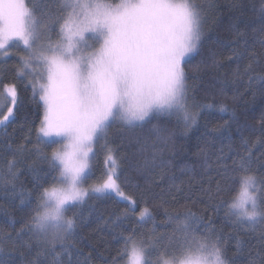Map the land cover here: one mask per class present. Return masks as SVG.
Instances as JSON below:
<instances>
[{"label":"snow or ice","instance_id":"snow-or-ice-1","mask_svg":"<svg viewBox=\"0 0 264 264\" xmlns=\"http://www.w3.org/2000/svg\"><path fill=\"white\" fill-rule=\"evenodd\" d=\"M259 11L264 15V0ZM40 15L45 19L38 23ZM203 18L195 0H59L57 15L47 11L38 15L26 0H0V55L7 56L11 41L23 42L27 56L13 71L24 87L31 86L33 96L39 94L44 111L37 141L52 149L46 153L37 146L47 170L34 172L35 205L31 206V192L21 194L20 203L29 214L16 235L21 237L27 230L26 245L31 248L34 241L39 246L32 264H41V257L46 264H85L79 258L82 250L74 243L82 217L73 209H79L93 194L115 192L131 205L125 208V215L134 213L135 201L118 184L119 165L107 142L110 127L116 123L143 127L166 116L174 117L179 134L186 135L202 111L216 107L196 99L184 67L204 35ZM45 70L46 82L40 83ZM257 79L264 80V76ZM3 89L11 105H18L16 84H5ZM219 111L228 109L221 104ZM0 116V125H6L14 118V108L7 107V114L0 112ZM227 128L225 121L212 131L223 135L221 129ZM153 131L167 145L177 129L154 125ZM260 143L264 146V141ZM97 146L106 150L110 163V174L98 186L88 183ZM258 159L264 160V153ZM19 162L13 158L6 171L0 169V187L15 189ZM252 164L253 152L248 148L243 155L237 153L231 166L223 165L222 176L233 173L228 177L232 181L228 190L236 192L227 203L225 216L234 217L231 223L239 229L264 226V175L258 176ZM224 191L217 182L216 195ZM220 201L224 203L222 196ZM70 211L72 216L67 215ZM166 217L161 223L175 221L176 228L172 233H157L152 213L142 208L139 221H153L151 233L121 231V247L106 264H238L235 257L245 255V242L236 227L222 238L210 219L204 223L191 210L166 213ZM232 235L236 252L229 257ZM5 239L0 236V241ZM247 264H264V255L250 256Z\"/></svg>","mask_w":264,"mask_h":264},{"label":"trees","instance_id":"trees-1","mask_svg":"<svg viewBox=\"0 0 264 264\" xmlns=\"http://www.w3.org/2000/svg\"><path fill=\"white\" fill-rule=\"evenodd\" d=\"M26 3L38 15L43 11L51 15L59 13V0H26ZM195 3L204 15V35L184 66L189 76L187 83L198 101L216 107L202 111L197 124L186 135L179 134L174 117L166 116L154 118L143 127L129 128L116 123L109 128L107 142L119 165L118 184L136 206L134 213L125 215V208L131 206L128 201L113 194L97 193L86 198L87 202L79 209H73L82 217L75 229L74 243L82 250L79 258L85 264L110 262L121 247V231L127 234L130 229H136L138 235H149L153 221H139L140 210L145 207L152 213L157 233H172L176 228L175 221L161 223L167 219L166 213L176 215L191 210L203 217L204 223L210 219L214 229L225 238L239 226L231 223L234 217L225 216L227 203L236 192L228 190L232 184L228 177L233 173L222 176L223 165L231 166L237 153L243 155L251 148L252 168L258 176L264 175L261 167L264 160L258 159L264 153L260 143L264 141V80L257 79L264 76V15L259 11L262 0H195ZM44 19L40 15L38 20ZM52 39L57 37L53 35ZM23 55L22 51H14L11 57L0 58V101L3 102L0 112L7 114V107L14 108V118L0 125V169L6 171L7 162L13 158L20 161L15 189L11 185L0 187V236L6 237L0 241V264H32L37 260L39 246L34 241L31 248L26 245L27 230L21 234L22 238L16 235L29 214L20 201L22 193L27 196L31 192V206L35 205L38 189L33 187L34 172L47 170L37 146L46 153L52 150L38 145L37 141L43 102L39 94L33 96L31 86L26 88L16 79L13 71L21 66ZM12 83L18 90L16 106L3 99V85ZM221 104L227 107V112L219 111ZM225 121L228 128L221 129L223 135L212 131ZM154 125L177 129L167 145L157 138ZM106 155L105 149L97 148L89 184H101L104 180L110 167ZM217 182L225 188L220 194L223 204L215 193ZM217 205H220L218 210ZM67 215L72 216L73 212ZM262 233L264 226L259 224L255 228L246 225L239 229L245 242V255L235 257L238 264H247L250 256L258 252L264 255ZM227 251L229 257L236 252L234 235L228 240ZM40 261L46 264L43 257Z\"/></svg>","mask_w":264,"mask_h":264},{"label":"rangeland","instance_id":"rangeland-1","mask_svg":"<svg viewBox=\"0 0 264 264\" xmlns=\"http://www.w3.org/2000/svg\"><path fill=\"white\" fill-rule=\"evenodd\" d=\"M38 23H41L39 20H38ZM14 51H18V52H20V51H22V52H24V55H23V57L25 56V58H26V56H27V52L26 51H24L23 50V42L22 41H19V40H13V41H11V43L8 45V54H7V56H4V55H0V58H2V59H4V58H8V57H11L12 55H13V52ZM194 53V52H193ZM192 53V54H193ZM192 54H190V56L192 55ZM46 75H47V73H46V70H45V72H44V77H45V79L44 80H41L40 81V83H44V82H46ZM37 91L39 92V88L37 87ZM3 99H5V96L3 97ZM2 106H3V102L2 101H0V111H1V109H2ZM2 119V118H1ZM104 143V141H101L100 142V144L102 145ZM100 148V149H104V148H102V147H100V146H97L96 147V150H97V148ZM106 154H107V152H106ZM107 156V155H106ZM110 166V165H109ZM108 172L106 173V175H105V178H104V180H106L107 179V174H110V167H108ZM104 180L102 181V183L104 182ZM101 183V184H102ZM96 186H98V185H100V184H95ZM83 187H87L86 185H84ZM109 194H113V195H115V196H117L118 198H120V199H122L120 196H118L115 192H112V193H109ZM122 200H124V199H122Z\"/></svg>","mask_w":264,"mask_h":264}]
</instances>
